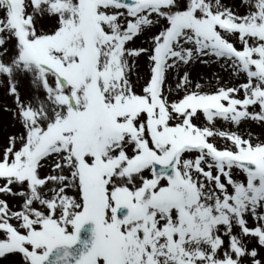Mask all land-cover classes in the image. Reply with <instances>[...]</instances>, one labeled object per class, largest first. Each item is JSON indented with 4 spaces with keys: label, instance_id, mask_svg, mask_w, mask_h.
Returning a JSON list of instances; mask_svg holds the SVG:
<instances>
[{
    "label": "snow or ice",
    "instance_id": "snow-or-ice-1",
    "mask_svg": "<svg viewBox=\"0 0 264 264\" xmlns=\"http://www.w3.org/2000/svg\"><path fill=\"white\" fill-rule=\"evenodd\" d=\"M0 84V261L264 264V0H0Z\"/></svg>",
    "mask_w": 264,
    "mask_h": 264
},
{
    "label": "rangeland",
    "instance_id": "rangeland-1",
    "mask_svg": "<svg viewBox=\"0 0 264 264\" xmlns=\"http://www.w3.org/2000/svg\"><path fill=\"white\" fill-rule=\"evenodd\" d=\"M228 2L237 4L240 2V0H228ZM143 39V38H141ZM187 70L190 73V78L196 82L199 81L201 84L205 85L206 87H210L211 85H214L216 83L215 77L219 75L221 77V81H228L231 83V80L229 79V74L226 71H223L218 64L215 63H209V64H201L199 60L194 61ZM176 73H170L168 81L166 82V87L168 85L171 86V88L175 89V83H176ZM133 79L135 80V75L133 76ZM30 88L29 84H25L22 86L21 91L26 92ZM176 93L173 91L172 95L174 96ZM171 98V97H170ZM7 99V102L11 104L10 98H6L4 87L2 84H0V103H3ZM10 123L8 115L6 113L0 112V124H7ZM217 127H231L230 125L225 124L223 121H217ZM242 129L245 130H252L256 134L261 133L264 131V129H261L260 126L256 123H245L241 125ZM220 142L219 140L217 141ZM0 264H7L5 261H0Z\"/></svg>",
    "mask_w": 264,
    "mask_h": 264
},
{
    "label": "bare ground",
    "instance_id": "bare-ground-1",
    "mask_svg": "<svg viewBox=\"0 0 264 264\" xmlns=\"http://www.w3.org/2000/svg\"><path fill=\"white\" fill-rule=\"evenodd\" d=\"M145 67H146V65L143 63V61L141 60L140 62H139V67H138V69H137V73H139V74H143L144 73V71H145Z\"/></svg>",
    "mask_w": 264,
    "mask_h": 264
}]
</instances>
